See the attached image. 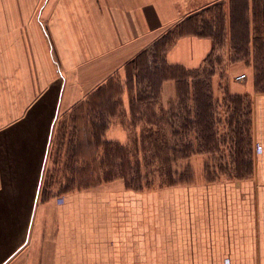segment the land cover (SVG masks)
I'll return each mask as SVG.
<instances>
[{"label":"crops","instance_id":"obj_1","mask_svg":"<svg viewBox=\"0 0 264 264\" xmlns=\"http://www.w3.org/2000/svg\"><path fill=\"white\" fill-rule=\"evenodd\" d=\"M222 47L247 75L232 91L252 97L251 175L57 186L59 128L100 86L152 49L187 77L205 73ZM164 79V104L185 95L183 77ZM0 264H264V0H0Z\"/></svg>","mask_w":264,"mask_h":264},{"label":"rangeland","instance_id":"obj_2","mask_svg":"<svg viewBox=\"0 0 264 264\" xmlns=\"http://www.w3.org/2000/svg\"><path fill=\"white\" fill-rule=\"evenodd\" d=\"M215 13L204 17L211 23ZM216 55L205 73L187 77L152 49L124 76L100 86V95L59 128L51 151L57 186L71 190L123 175L135 186H164L170 175L176 184L196 182L200 170L207 181L251 175L256 160L252 97L234 94L243 86L235 79L228 49ZM165 77H183L177 89L186 91L167 104L161 99ZM107 124L130 128L131 142L107 143L102 131Z\"/></svg>","mask_w":264,"mask_h":264},{"label":"trees","instance_id":"obj_3","mask_svg":"<svg viewBox=\"0 0 264 264\" xmlns=\"http://www.w3.org/2000/svg\"><path fill=\"white\" fill-rule=\"evenodd\" d=\"M109 143H114L113 141H110ZM110 144V145H111ZM123 178H124V180L127 182V183H129L130 185H132V183H131V181H129L128 180V176H122ZM165 181L168 183V185H174V184H176L175 182H174V180H173V177L170 175L169 176V178L168 177H166L165 178ZM139 186V185H138ZM153 185H151V184H147V186H144V187H152ZM160 186H163V185H160ZM140 187H143V185H140ZM65 190H68V189H65Z\"/></svg>","mask_w":264,"mask_h":264},{"label":"built area","instance_id":"obj_4","mask_svg":"<svg viewBox=\"0 0 264 264\" xmlns=\"http://www.w3.org/2000/svg\"><path fill=\"white\" fill-rule=\"evenodd\" d=\"M246 78H247L246 73H241V74H239V75H237V76L235 77V79H236L237 81H243V80H245Z\"/></svg>","mask_w":264,"mask_h":264}]
</instances>
